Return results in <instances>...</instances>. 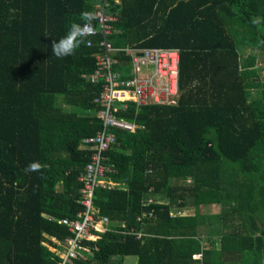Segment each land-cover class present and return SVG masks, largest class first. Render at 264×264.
Wrapping results in <instances>:
<instances>
[{
  "label": "trees",
  "instance_id": "1",
  "mask_svg": "<svg viewBox=\"0 0 264 264\" xmlns=\"http://www.w3.org/2000/svg\"><path fill=\"white\" fill-rule=\"evenodd\" d=\"M96 1L0 0V264H57L46 245L69 235L57 220L81 209L78 177L96 150L83 138L103 124L92 102L102 81L80 76L95 69L102 34L63 59L50 44L83 24ZM114 8V70L129 77L122 48H178L177 100L126 101L115 112L136 127H106L115 142L103 152L104 177L117 184L98 186L93 204L111 230L82 240L89 252L73 264H123L128 254L136 264H217L230 252L222 242L235 244L233 264H261L264 0H121ZM33 161L43 167L25 173ZM205 204H220L217 220L231 216L233 229L216 231L221 245H201L205 216L175 213Z\"/></svg>",
  "mask_w": 264,
  "mask_h": 264
},
{
  "label": "built area",
  "instance_id": "2",
  "mask_svg": "<svg viewBox=\"0 0 264 264\" xmlns=\"http://www.w3.org/2000/svg\"><path fill=\"white\" fill-rule=\"evenodd\" d=\"M120 3L121 0H97L93 4L98 28L94 27L92 35L100 32L102 40L99 42V51L95 53V69L92 73L80 77L89 83L102 81L101 92L92 98V102L99 107L96 116L102 121L103 129L83 138L84 143L92 144L96 150L92 151L90 161L78 177L81 186L77 202L80 203L81 209L74 218L57 220L66 226L69 235L61 241H55L57 246L46 245L57 257V264H73L74 258H85L89 247L83 245L82 240H97L103 231L111 230L108 217L100 214L93 204V193L98 186L117 184L104 177L106 157L103 152L115 142V135L107 131L106 127L115 126L131 131L136 127L134 123L118 118L115 112L120 108L126 109V101L134 102L138 107L147 104H174L177 100L178 48H122L130 58L129 77L114 70L113 65L117 59L113 54L119 49L112 46L107 36L115 30L114 23L118 20L119 13L114 7ZM85 45H91V41L87 39ZM194 257L201 260L202 254H195Z\"/></svg>",
  "mask_w": 264,
  "mask_h": 264
},
{
  "label": "clouds",
  "instance_id": "3",
  "mask_svg": "<svg viewBox=\"0 0 264 264\" xmlns=\"http://www.w3.org/2000/svg\"><path fill=\"white\" fill-rule=\"evenodd\" d=\"M94 12L84 11L81 13V20L83 24L72 23L65 36L58 41H51L50 47L52 54L58 58L63 59L67 56L73 55L80 43L89 36L94 34L95 28L93 21L96 19ZM255 23H260L257 19ZM43 166L38 161L31 162L25 169V173L40 171Z\"/></svg>",
  "mask_w": 264,
  "mask_h": 264
},
{
  "label": "crops",
  "instance_id": "4",
  "mask_svg": "<svg viewBox=\"0 0 264 264\" xmlns=\"http://www.w3.org/2000/svg\"><path fill=\"white\" fill-rule=\"evenodd\" d=\"M202 206H204V205H199L198 206L199 210L197 212H195L196 208H191V207H186V206L185 207L179 206L176 209L175 213H177L179 215H188V214L199 213L202 216H205V220H206L204 222L205 224H202L200 226V231H201V233H200V235H201L200 242H201V245L202 246H207V245H216V246H218V245H221V236H220V234H217L216 231H220L221 229L226 230L227 228L230 229L229 231H231L233 229V227H232V225L230 223L231 216L230 215L224 216V217L218 218L219 220H217V218H214L213 216L220 212V208L217 209L215 211V213H212V214L210 213V215H209V213H206L205 211H203V212L201 211ZM226 219H228L227 220L228 222L225 221ZM209 234H211V235L209 236ZM222 245H228V247H226V250L230 251V252L224 254V256H225L224 260L215 259L217 264H219L221 262H223L224 264L236 263L237 259L234 256L235 253L232 252V248L230 247L231 245H235V244H231V242H228V243H223L222 242ZM217 249H220V248L217 247ZM263 258H264V256H262V259ZM202 259H203V255H202ZM262 259H261V264H262Z\"/></svg>",
  "mask_w": 264,
  "mask_h": 264
},
{
  "label": "rangeland",
  "instance_id": "5",
  "mask_svg": "<svg viewBox=\"0 0 264 264\" xmlns=\"http://www.w3.org/2000/svg\"><path fill=\"white\" fill-rule=\"evenodd\" d=\"M249 51H251V49H248V47L245 48V52L244 54L248 53ZM261 62V61H259ZM261 64L264 66L263 62H261ZM260 95V91H257L256 89L251 90V96H259ZM220 208V204H205L204 206H202L201 211H205L206 213H215V211L217 209ZM199 210V207H196L195 212H197ZM186 212V211H185ZM188 212V211H187ZM255 213L258 215V217L262 220V222H264V208H258ZM212 218V217H211ZM235 223L238 222V219H234ZM227 231H229L230 229H226ZM235 240L234 238H230V241ZM136 260H137V256L134 254H128L124 256V260H123V264H136ZM237 262H239V259H237ZM262 264H264V258L262 259Z\"/></svg>",
  "mask_w": 264,
  "mask_h": 264
}]
</instances>
